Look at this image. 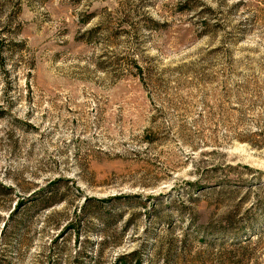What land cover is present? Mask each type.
I'll return each mask as SVG.
<instances>
[{"label":"rangeland","instance_id":"rangeland-1","mask_svg":"<svg viewBox=\"0 0 264 264\" xmlns=\"http://www.w3.org/2000/svg\"><path fill=\"white\" fill-rule=\"evenodd\" d=\"M0 264H264V0H0Z\"/></svg>","mask_w":264,"mask_h":264},{"label":"trees","instance_id":"trees-1","mask_svg":"<svg viewBox=\"0 0 264 264\" xmlns=\"http://www.w3.org/2000/svg\"><path fill=\"white\" fill-rule=\"evenodd\" d=\"M122 262V261H121Z\"/></svg>","mask_w":264,"mask_h":264}]
</instances>
